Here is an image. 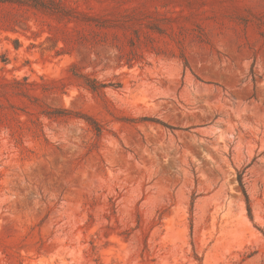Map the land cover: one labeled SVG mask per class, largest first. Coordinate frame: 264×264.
<instances>
[{
	"label": "rangeland",
	"instance_id": "rangeland-1",
	"mask_svg": "<svg viewBox=\"0 0 264 264\" xmlns=\"http://www.w3.org/2000/svg\"><path fill=\"white\" fill-rule=\"evenodd\" d=\"M0 84V264H264V0H0Z\"/></svg>",
	"mask_w": 264,
	"mask_h": 264
},
{
	"label": "trees",
	"instance_id": "trees-1",
	"mask_svg": "<svg viewBox=\"0 0 264 264\" xmlns=\"http://www.w3.org/2000/svg\"><path fill=\"white\" fill-rule=\"evenodd\" d=\"M17 84V83H16ZM8 86V84H0V94H2V89L6 88ZM91 87H95V86H91ZM247 199V198H246ZM247 201V200H246Z\"/></svg>",
	"mask_w": 264,
	"mask_h": 264
}]
</instances>
